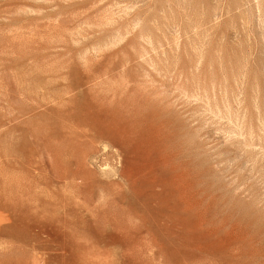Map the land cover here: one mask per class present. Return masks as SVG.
Listing matches in <instances>:
<instances>
[{
	"label": "rangeland",
	"instance_id": "rangeland-1",
	"mask_svg": "<svg viewBox=\"0 0 264 264\" xmlns=\"http://www.w3.org/2000/svg\"><path fill=\"white\" fill-rule=\"evenodd\" d=\"M0 264H264V0H0Z\"/></svg>",
	"mask_w": 264,
	"mask_h": 264
}]
</instances>
